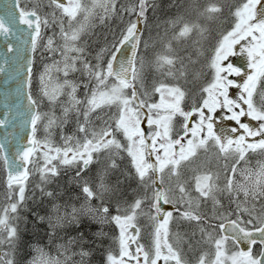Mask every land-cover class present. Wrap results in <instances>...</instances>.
<instances>
[{
  "label": "snow or ice",
  "instance_id": "6c2138e0",
  "mask_svg": "<svg viewBox=\"0 0 264 264\" xmlns=\"http://www.w3.org/2000/svg\"><path fill=\"white\" fill-rule=\"evenodd\" d=\"M174 7L151 43L143 36L154 0H31L13 14L30 37V135L11 156L0 141L8 201L0 207V244L12 248L19 239L16 220L33 175L34 191L54 197L44 186L71 168L82 202L62 213L54 204L49 223L86 216L101 225L93 241L101 247L104 226L114 225L104 264H264V159L239 167L250 154L264 158V0H174ZM113 17L117 32L91 51L84 37ZM12 22L0 17V35L12 33ZM37 53L50 62L41 64L34 98ZM237 55L241 66L231 60ZM220 113L232 126L218 125ZM69 123L74 131L65 134ZM93 163L99 167L87 175ZM185 221L194 227L182 232ZM61 247L63 262L42 254L34 264H84L90 255Z\"/></svg>",
  "mask_w": 264,
  "mask_h": 264
},
{
  "label": "trees",
  "instance_id": "16d2710c",
  "mask_svg": "<svg viewBox=\"0 0 264 264\" xmlns=\"http://www.w3.org/2000/svg\"><path fill=\"white\" fill-rule=\"evenodd\" d=\"M231 1V0H230ZM124 2V0H121V3ZM155 11L152 10V14H155V19L152 22V27L147 26L145 28V31H148V28L153 29V31H150V35L147 36V39L151 37L152 39L156 38L157 32L163 31V22L170 18L176 11L174 7V0H155ZM205 0H201V3H204ZM119 7V5H118ZM150 14L148 15L149 18ZM227 16V11H225V17ZM127 17H125L126 19ZM153 19V18H152ZM152 19H148L149 21H152ZM101 24V23H100ZM157 25H160L158 28ZM108 26V28H105L104 30L101 27ZM101 27L96 28V32L94 31L89 34L87 37H84V39L88 40L89 43V49L90 50H98L99 47L103 46L104 44V37L111 38V35L115 32H117L118 28L120 27V21L117 17H113L110 20L106 21L105 23L101 24ZM227 27V23H222L218 29L222 30L223 28ZM110 30V31H109ZM144 31V34H145ZM110 33V35H107V33ZM217 35L214 34L213 39L209 40V44L214 43ZM143 39H145V35L143 36ZM151 41V40H150ZM160 48V44H156V49ZM152 50L150 49V52ZM39 53L36 54V59L33 64V75H32V94L33 97H36V87H37V59H38ZM40 57V56H39ZM216 163V161H215ZM98 164H95V167L97 169ZM94 169V170H93ZM95 168H92L91 174L93 171H96ZM68 176L66 172H61L59 177H56L52 180L51 183L45 185L47 191H52L54 193V197H48L45 195H42L38 189L34 191V184L39 182L38 176H33L30 179L29 185H28V191L26 192L27 199L20 206L19 209V218L16 220L18 222L16 224L18 228L19 233V239L15 244V247L10 248L6 243L0 244V251H6L9 254V258L14 260V264H30L31 259L28 257L29 255V249L33 248L34 245L40 244L44 241V238H41L48 229V226L45 223V219L48 218V214L51 215V212L53 210V205H59L62 204V202L68 201L74 194L75 189H73L71 186H69ZM5 173L3 168V161H0V207L6 205L5 198L7 196L6 192V186H5ZM79 191V187L76 186ZM80 193V191H79ZM131 197H129L130 199ZM43 216L45 217L44 224H41L37 217ZM28 219H31V221L34 225L32 227H29ZM46 226V227H45ZM98 224V228H100ZM81 228H84L83 224L79 223H72L70 225H67L65 229L54 231L53 235L55 236L56 240L57 238H62V240H69L70 236L76 239H80L82 236ZM26 229V230H25ZM110 231L111 228L108 226L105 230ZM28 230V231H27ZM94 235V234H93ZM116 235L115 233H112L111 235H108V238H105L103 241V247L100 245H97L95 243H91V245H94L97 248V254L93 259L84 258L85 264H104V256L106 253H104L103 248H107L111 244V237ZM67 237V238H63ZM83 237V236H82ZM55 240V242H56ZM58 241V240H57ZM49 243H52V239L49 240ZM31 245L32 247H29ZM112 247H115V245H112ZM88 251V249L84 250ZM99 251H103V256H101L102 260H98L99 257ZM28 257V258H27ZM26 259V260H25ZM23 260V261H21ZM32 264V262H31Z\"/></svg>",
  "mask_w": 264,
  "mask_h": 264
},
{
  "label": "water",
  "instance_id": "95a60500",
  "mask_svg": "<svg viewBox=\"0 0 264 264\" xmlns=\"http://www.w3.org/2000/svg\"><path fill=\"white\" fill-rule=\"evenodd\" d=\"M19 7L17 0H0V17L13 21L12 33L7 38L0 35V68L3 69L0 71V119L7 121L5 125L0 126V141L4 142L10 156L18 146L27 144L30 135V125L27 123L28 88L24 82L27 78L26 67L32 53L29 51L30 37L27 26L14 19V16L19 15ZM9 43L13 45L12 51H8ZM3 168L6 182L7 170L4 164Z\"/></svg>",
  "mask_w": 264,
  "mask_h": 264
},
{
  "label": "rangeland",
  "instance_id": "374dc122",
  "mask_svg": "<svg viewBox=\"0 0 264 264\" xmlns=\"http://www.w3.org/2000/svg\"><path fill=\"white\" fill-rule=\"evenodd\" d=\"M19 2H20L21 7H26V8L27 7H31V0H19ZM45 3H46V0H45ZM45 10L46 11H51V9H45ZM152 13H153L152 9H149L148 15L150 14V16H149L148 19H150V18L151 19L153 18V19H152V21L148 20V27H152V22L155 19V14H152ZM98 27H101V24L99 22H96L94 24V29H93L94 33L96 32V28H98ZM101 28L104 30L105 28H108V26L101 27ZM217 30H220V29H217ZM150 31H153V29L148 28V31H145V34H144L145 35V39L144 40H148L147 36L150 35ZM214 34L217 35V32L214 31L212 36L209 38V40L213 39L212 37H214ZM107 35H110V33L108 32ZM149 42L151 43L150 40H149ZM91 51H94V50H91ZM39 56H40V54H39ZM39 56H38L37 64H36L37 65L36 78H37L38 72H39V70L41 68L42 62L43 63L50 62V60H49L47 55H45L44 57H41V56L39 57ZM231 60L237 66H241L244 63L245 58L242 57V56L237 55V56L232 57ZM36 92H37V87H36ZM230 94L238 95L239 93H238V91L236 89H230ZM41 110L42 111H47L48 110V104L46 102L41 106ZM57 112H59V109H57ZM224 115H225L224 113H220L217 116L218 125L223 126V127L232 126V124L234 122H229V121H227L225 119H222V117ZM252 123H255V122H252ZM63 131H64L65 134H71L74 131V125L72 123H69L67 126H65ZM54 140H55L56 144H60L61 143L60 130H58V129L55 130V132H54ZM261 159H264V158L260 157L258 154H250L249 157H248L249 163L247 165H245L244 162H241V165L239 167H254L257 164V161H259ZM221 163H223V161H221ZM95 164L96 163H93L92 165H90L89 172L87 173V175H93L96 172V171H93L92 174H91L92 168L96 169ZM215 164H216L215 160H213V165L212 166L215 167ZM98 167H99V165L97 166V168ZM60 171L67 173V176H68V180L67 181H69V183H70L69 186H71L73 189H75V194L68 201H65V202H62V204H59V205H61L60 212L62 213L64 211L63 206L66 205V204L75 205L76 207H79L80 203L82 202V197L80 199H77V197H80V193H79V191L77 190V187H76L78 185L72 181V177L74 176V171L71 168H68V169L61 168ZM34 175L38 176V174H34ZM5 186H6V183H5ZM135 186L136 185L133 182L132 183V187L135 188ZM6 192H7V187H6ZM241 199H243L242 196H241ZM5 202H6V204L8 202L6 198H5ZM93 203H95V201H93ZM54 215H55L54 210H52L51 215L48 214L49 217H53ZM29 221H31V219H28V222ZM38 221L41 224H44V221H40V220H38ZM79 221H80V224L84 225V228L81 229L83 237L81 236L80 239H76V238H73L72 236H70V237H68V238H70L69 240H74L75 242L69 244L68 243L69 240H62V238H57V240H58L57 241L55 236L53 235V233H54V231H57V230H60L62 232V230L65 229V227L67 225H70L72 223L64 224L62 226H56L54 228L52 225H50L48 218H46L45 219V223L48 226V229H46L47 232L41 237V238H44V241L42 243H40V244L34 245L33 248L29 249L28 257L31 259L32 264H34V262H38L40 260L42 254H43V256L45 258H58L60 261L63 262L64 259H65V253H64V248L61 247V246H66L68 248V253H67L68 255H72L73 252L79 253L81 251V249H83V250L88 249V251L90 252V255L87 256V257L90 260L93 259L96 256V254H97V248L94 245H91V243H93V241H94V235L93 234L95 232H97L100 228H98V223L92 221L90 218H88L86 216L80 217ZM17 223L18 222H16V224ZM33 225L34 224L32 222H29V224H28L29 227H32ZM99 226H101V225H99ZM108 226H110V228H111L110 231H108V229L105 230ZM191 227H194V225L190 226L188 224V222H186V221L182 222L180 224V231H182V232L183 231H189V230H191ZM104 231L107 232L108 235H111L112 233H115V234L118 233V230L115 228L114 225H105L104 226ZM144 235H145V233L142 232V236L143 237H144ZM63 238H67V237H63ZM50 239H52V243H49ZM55 240H56V242H55ZM142 242H146V241L143 240ZM100 243L101 242L99 240H95V244L100 245ZM29 247H32V246L29 245ZM4 253H7V252L6 251L5 252L4 251H0V258H2L4 260L9 259V255L8 256H4ZM98 254H99L98 260H102L101 256H103V251H99ZM87 257H85V258H87ZM80 259L81 258H80L79 255L72 256V260L73 261L79 262ZM21 261H23V260H21ZM31 262H30V264H31ZM84 264H85V260H84ZM94 264H97V263H94Z\"/></svg>",
  "mask_w": 264,
  "mask_h": 264
},
{
  "label": "flooded vegetation",
  "instance_id": "af4514ba",
  "mask_svg": "<svg viewBox=\"0 0 264 264\" xmlns=\"http://www.w3.org/2000/svg\"><path fill=\"white\" fill-rule=\"evenodd\" d=\"M144 233V232H143ZM144 240L147 242V235H146V233H145V235H144Z\"/></svg>",
  "mask_w": 264,
  "mask_h": 264
},
{
  "label": "bare ground",
  "instance_id": "6f19581e",
  "mask_svg": "<svg viewBox=\"0 0 264 264\" xmlns=\"http://www.w3.org/2000/svg\"><path fill=\"white\" fill-rule=\"evenodd\" d=\"M78 189V188H77ZM82 229V228H81Z\"/></svg>",
  "mask_w": 264,
  "mask_h": 264
}]
</instances>
